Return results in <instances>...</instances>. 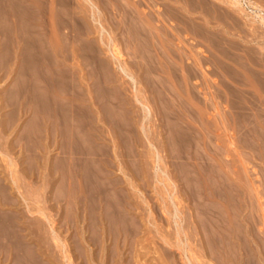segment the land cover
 <instances>
[{
  "label": "rangeland",
  "instance_id": "rangeland-1",
  "mask_svg": "<svg viewBox=\"0 0 264 264\" xmlns=\"http://www.w3.org/2000/svg\"><path fill=\"white\" fill-rule=\"evenodd\" d=\"M246 1L0 0L2 264H264Z\"/></svg>",
  "mask_w": 264,
  "mask_h": 264
},
{
  "label": "bare ground",
  "instance_id": "bare-ground-1",
  "mask_svg": "<svg viewBox=\"0 0 264 264\" xmlns=\"http://www.w3.org/2000/svg\"><path fill=\"white\" fill-rule=\"evenodd\" d=\"M247 1H249V0H247ZM247 1H246V2H247ZM232 2H233L234 4H237V3H238L237 0H232ZM241 3H242V2H241ZM244 3H245V2H244ZM249 3H250V2H248L247 4H249ZM250 4H251V3H250ZM252 6H253V4H252ZM252 6H250V7H252ZM253 8H254V7H253ZM259 8H260V7H259ZM242 10H243V9H242ZM251 11H252V10H251ZM255 13H256V12H255ZM257 13H258V12H257ZM251 14H252V13H251ZM256 15H257V14H256ZM259 16H260V15H259ZM261 16H262V15H261ZM263 16H264V15H263ZM253 17H254V15H253ZM255 17H256V16H255ZM260 19H261V18H260ZM263 20H264V19H263ZM263 20H262V22H264ZM112 48H113V47H112ZM116 50H117L116 48H113V49H112V52H111V53H112L113 57H116V56H117V55H116V54H117V51H116ZM115 55H116V56H115ZM117 59H118V57H117ZM120 70H121L124 74L126 73V71L124 70V68H123L122 66L120 67ZM128 77H129V80H131L132 82H135V79H134L133 77H131V76H128ZM145 108L148 109L147 107H145ZM1 193H2V192H1ZM3 195H4V194H3ZM6 196L8 197V195H6ZM0 197H1V196H0ZM9 197H10V196H9ZM0 199H1V198H0ZM10 199H11V198H10ZM10 199H9V200H10ZM4 200H5V199H4ZM10 202H11V201H10ZM13 203H14V202H13ZM11 221H12V220H11ZM2 222H3V221H2ZM10 223H11V222H10ZM12 223H13V222H12ZM98 224H99V223H98ZM11 225H12V224H11ZM2 226H5V223H4V225H2ZM28 228H29V227H28ZM6 229H7V228H6ZM20 229H21V228H20ZM24 229H25V228H24ZM29 229H30V228H29ZM11 230H12V229H11ZM21 230L23 231V229H21ZM8 231H9V230H8ZM24 231H25V230H24ZM17 232H18V231H17ZM14 234H15V233H14ZM17 234H19V233H17ZM20 234H21V233H20ZM22 235H23V234H21V236H22ZM2 236H3V235H2ZM17 236H18V235H17ZM21 236L19 235V237H21ZM4 237H5V235H4ZM19 237H16V239H14L15 241H17L16 244H17V243H20L19 240H21V239H18V240H17V238H19ZM23 237H25V235H23ZM14 238H15V237H14ZM28 239H29V238H28ZM0 240H1V238H0ZM9 240H10V237H9ZM24 241H25V240H24ZM12 242H13V241H12ZM22 242H23V241H22ZM25 242H26V241H25ZM25 242H23L25 245L29 243V241H28V243H25ZM30 242H31V240H30ZM0 243H1V242H0ZM36 243H37V242H36ZM1 244H2V243H1ZM3 244H4V243H3ZM38 244H39V243H38ZM12 245H13V244H12ZM14 245H15V244H14ZM20 245H21V244L16 245V246H20ZM1 246H2V245H1ZM22 246H23V245H21V247H22ZM28 246H29V245H28ZM31 246H32V245H31ZM31 246H29V248H32V250L30 249V250H31V253H30V254H31V256L33 257V258L31 257V260H33V261H31V262L34 264V260H35L36 263H38L37 260L40 258V257H38V255H40V254H38V249L35 248V250H34V248L31 247ZM33 246H35V245H34V242H33ZM24 247H25V246H24ZM26 247H27V245H26ZM26 247H25V248H26ZM38 247H39V246H38ZM4 248H5V246H4ZM11 248H12V247H11ZM27 248H28V247H27ZM7 249H8V248H6V250H7ZM36 249H37V252H36ZM6 250H5V251H6ZM18 250H20V249H18ZM5 251H4V252H5ZM16 251H17V250H16ZM24 251H25V250H24ZM13 252H14V251L12 250L11 253H13ZM11 253H8V254H5V255L7 256V255H9V254H11ZM20 253H21V252H20ZM17 254H18V253H17ZM28 254H29V253H28ZM28 254H26V255H28ZM44 254H45V252H44ZM5 255H4V258H5ZM12 255H13V254H12ZM14 255H16V252L14 253ZM19 255H20V254H19ZM19 255H18V256H15V257L13 256V260H14V258L17 257V258H16V259H17V263H16V264H20V262L22 261V259H20L21 261L19 260V258H20ZM35 255H37V256H35ZM41 255H42V254H41ZM21 256H22V255H21ZM34 256H35V257H34ZM18 257H19V258H18ZM23 257H25V256H23ZM28 257L30 258V256H28ZM28 257H27V258H28ZM65 257H66V256H65ZM4 258H2V259H4ZM6 258H7V257H6ZM8 258H9V257H8ZM8 258H7V259H8ZM2 259L0 258V260H2ZM10 259H11V258H10ZM4 260H6V259H4ZM4 260H2L0 263L2 264V262H3ZM13 260H12V261L7 260V263H8V261H9V262H13ZM27 260H28V259H27ZM23 261H24V260H23ZM23 261H22V262H23ZM25 261H26V260H25ZM25 261H24V262H25ZM43 261H44V260H43ZM39 262H41V261L39 260ZM44 262L46 263V261H44ZM28 263H29V262H28ZM42 263H43V262H42ZM49 263H50V262H49ZM58 263H59V262H58ZM10 264H11V263H10ZM14 264H15V263H14ZM21 264H23V263H21ZM26 264H27V263H26ZM40 264H41V263H40ZM43 264H44V263H43ZM59 264H60V263H59Z\"/></svg>",
  "mask_w": 264,
  "mask_h": 264
},
{
  "label": "crops",
  "instance_id": "crops-1",
  "mask_svg": "<svg viewBox=\"0 0 264 264\" xmlns=\"http://www.w3.org/2000/svg\"><path fill=\"white\" fill-rule=\"evenodd\" d=\"M254 3L264 8V0H252Z\"/></svg>",
  "mask_w": 264,
  "mask_h": 264
}]
</instances>
